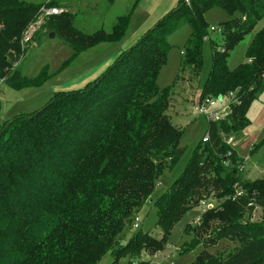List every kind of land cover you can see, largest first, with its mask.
<instances>
[{
  "label": "trees",
  "instance_id": "16d2710c",
  "mask_svg": "<svg viewBox=\"0 0 264 264\" xmlns=\"http://www.w3.org/2000/svg\"><path fill=\"white\" fill-rule=\"evenodd\" d=\"M42 5L65 7L63 0H0L1 70L19 58L22 34ZM211 6L239 15L221 24V46L211 40V67L199 99L225 98L233 92L226 101L229 110L223 119L208 121V140L195 146L181 175L153 201L161 237L137 230L120 245L119 235L158 177L185 150L182 132L171 125L167 113L176 87L156 84L169 49L167 36L181 24L189 25L181 70L187 68L188 79L195 83L208 33L204 13ZM66 11L43 19L22 59L38 33L60 36L76 55L118 40L129 18L118 16L110 32L100 28L84 33ZM263 16L264 0H179L83 87L56 91L40 108L6 120L0 128V264H97L107 253L109 264L125 256L133 258L127 264H150L136 253L161 251L176 223L210 194L221 201L201 213L195 230L206 232L209 220H226L212 231L238 245L218 255L201 250L188 264H264V221L244 219L249 198L264 201V178L242 182L238 166H230L237 158L223 140L249 124L247 109L264 88V26L255 32L239 65L229 69L226 63L229 52ZM22 59L5 80L13 89L44 79L43 73L23 75ZM235 187L245 194L232 200ZM186 229L183 233L189 235ZM189 236L190 246L214 244L213 238Z\"/></svg>",
  "mask_w": 264,
  "mask_h": 264
},
{
  "label": "rangeland",
  "instance_id": "374dc122",
  "mask_svg": "<svg viewBox=\"0 0 264 264\" xmlns=\"http://www.w3.org/2000/svg\"><path fill=\"white\" fill-rule=\"evenodd\" d=\"M24 1L33 4L47 2V0ZM63 1L66 12L73 15L74 26L84 33H91L100 28L110 32L118 16L129 14L128 23L122 36L114 42L97 47L100 49H95L100 51L104 48V51H102L104 57L110 52L117 53L120 49H123L122 45L130 41L140 23L150 18L152 4L157 0ZM182 1L184 4H190L191 0ZM238 15V12L228 13L219 6H211L205 11L204 17L207 23V31L211 26L216 28V31H208L209 37L203 39L201 71L195 83L188 79L187 68L184 71L181 70L184 44L190 32L189 25L183 23L168 34L169 49L166 61L156 77V84L160 88L169 89L173 84L176 87L175 94L172 97V104L169 105L167 113L171 125L182 132L180 145L185 150L174 167L170 171L165 170L158 177L149 198L142 202L134 214L140 220L139 227L134 229L130 220L118 237L120 245H125L137 230L147 232L157 239L161 237L153 201L169 187L176 177L181 175L193 149L201 141L202 137L206 135L208 119L204 115L193 113L191 106L194 102L196 104L199 103L201 89L211 67L212 41L215 45L221 46L223 38V27H221V24ZM263 26L264 16L256 22L249 34L229 52L226 59L229 69L235 68L244 60L247 45L255 32ZM51 33L53 32L47 34L44 32L38 33L36 35L37 39L28 45L20 64V70L23 75L34 78L43 73L44 79L40 83L19 89H13L5 83L0 84V128L6 120L14 115L31 112L43 106L53 93L62 87L60 86L62 83L74 77L75 74L81 72L96 59V57L90 56L91 53L88 55L87 52L80 54L81 51L76 55L73 54L71 47L60 36L54 33L52 36ZM220 105V103H217L215 106L218 107ZM246 118L249 124L244 129L230 134L232 138L230 148L233 149H230V151L237 158L236 163H230V166L235 168L240 166L236 173H240L242 182H250L255 178H264V145L259 146L264 139V88L250 103ZM254 145L255 149L251 150ZM235 189L242 191L240 187H235ZM203 201L214 206L221 199L218 200L213 194H210ZM201 204L202 201L186 212L180 221L176 223L161 251L151 255L145 249H142L136 253L137 258L150 260V264H188L201 250H206L211 255H218L222 251L235 249L238 242L227 238H219L215 234L216 231H212L222 222H226V220H209L211 225L206 232L200 231L199 228H197L199 231L195 230L196 225L193 220L204 211V207ZM184 227H187L186 232L189 235H195L201 240H211L213 238L214 244L190 246V236L183 233ZM181 248H186L184 253H180ZM129 259L133 258L122 257L116 264H127ZM111 260V255L107 253L97 264H109Z\"/></svg>",
  "mask_w": 264,
  "mask_h": 264
},
{
  "label": "built area",
  "instance_id": "2783aa9c",
  "mask_svg": "<svg viewBox=\"0 0 264 264\" xmlns=\"http://www.w3.org/2000/svg\"><path fill=\"white\" fill-rule=\"evenodd\" d=\"M48 1L49 0H47V2ZM64 10L65 9L61 7H56V6L47 7L46 5H42L39 8L36 21L30 23L22 34L21 41H20L22 52L19 55V58L12 63L11 67H4L2 70L0 69V84L5 83V80L8 77V75H10L12 71L19 65L23 57L24 48L26 47L27 43L31 41V39L34 37V34L41 26L43 19L46 16L58 15L62 13ZM208 31L214 32L216 31V28L211 26L209 27ZM208 34L209 33H207L204 38L209 37ZM232 96H233V92H230L227 94V96H225V98L221 97L222 98L221 101L217 100L218 96H215V97L211 96V97H205V98L199 99L198 104H196L195 102L192 103V106H191L192 112L204 115L208 119V121H213V122L219 121L223 119L226 113L225 110L228 109V105H226V101L228 100V98H231ZM217 103H220L221 105L216 107L215 105ZM208 138H209L208 134L206 133V135L203 136L201 140L203 142H206ZM223 140L225 143L229 145L232 142V138L230 135L223 136ZM238 169H240V166H238ZM243 195H244L243 190L241 191V190L235 189L234 193L232 194L230 198L232 200L240 199ZM201 206L204 207L203 209L204 211L213 207V205L205 201H202ZM200 217H201V214L195 217L193 220V223L197 224L200 220ZM244 219L248 221L249 223L263 222L264 221V201L263 203L257 202L254 197L247 200L246 205H245ZM139 223H140L139 218L134 215L131 219L132 227L134 229H137L139 227Z\"/></svg>",
  "mask_w": 264,
  "mask_h": 264
},
{
  "label": "crops",
  "instance_id": "0c3cea01",
  "mask_svg": "<svg viewBox=\"0 0 264 264\" xmlns=\"http://www.w3.org/2000/svg\"><path fill=\"white\" fill-rule=\"evenodd\" d=\"M157 2V3H156ZM179 0H157L152 4L151 12H150V18H148L143 23H140L136 31L134 32L132 38L130 41H128L126 44L122 45L123 49H120L117 53H108L104 57L102 55V51H104V48L100 51L95 49L99 46L107 45L108 42L99 43L87 51H82L80 54L87 52L91 53V57H96L85 69H83L78 74H75L74 77L69 79L68 81H65L62 83L61 88H58L57 91H68L73 89H78L83 87L86 83L97 77L102 71L115 59V57L118 55L119 52L122 50L128 48L130 45H132L135 40L147 29L152 27L158 19H160L162 16H164L167 12H169L171 9H173L177 4ZM114 54V55H113ZM116 54V55H115ZM78 58V56H77ZM76 58V59H77ZM59 86V87H60Z\"/></svg>",
  "mask_w": 264,
  "mask_h": 264
},
{
  "label": "water",
  "instance_id": "95a60500",
  "mask_svg": "<svg viewBox=\"0 0 264 264\" xmlns=\"http://www.w3.org/2000/svg\"><path fill=\"white\" fill-rule=\"evenodd\" d=\"M51 35L53 36L54 34L51 33ZM217 100H218V101H221V100H222L221 96H218V97H217ZM225 112L227 113V112H228V109H226Z\"/></svg>",
  "mask_w": 264,
  "mask_h": 264
}]
</instances>
